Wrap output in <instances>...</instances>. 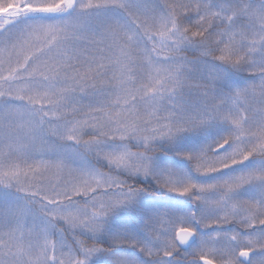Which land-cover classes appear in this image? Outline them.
Returning a JSON list of instances; mask_svg holds the SVG:
<instances>
[{
	"label": "snow or ice",
	"instance_id": "1",
	"mask_svg": "<svg viewBox=\"0 0 264 264\" xmlns=\"http://www.w3.org/2000/svg\"><path fill=\"white\" fill-rule=\"evenodd\" d=\"M0 264H264V0H0Z\"/></svg>",
	"mask_w": 264,
	"mask_h": 264
},
{
	"label": "rangeland",
	"instance_id": "2",
	"mask_svg": "<svg viewBox=\"0 0 264 264\" xmlns=\"http://www.w3.org/2000/svg\"><path fill=\"white\" fill-rule=\"evenodd\" d=\"M227 227H231V226L227 225Z\"/></svg>",
	"mask_w": 264,
	"mask_h": 264
},
{
	"label": "flooded vegetation",
	"instance_id": "3",
	"mask_svg": "<svg viewBox=\"0 0 264 264\" xmlns=\"http://www.w3.org/2000/svg\"><path fill=\"white\" fill-rule=\"evenodd\" d=\"M229 226H231V225H229Z\"/></svg>",
	"mask_w": 264,
	"mask_h": 264
}]
</instances>
